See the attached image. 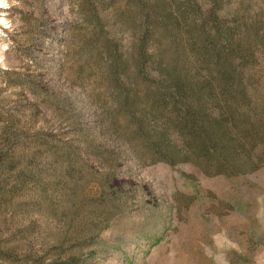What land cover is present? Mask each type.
I'll list each match as a JSON object with an SVG mask.
<instances>
[{"label": "rangeland", "instance_id": "374dc122", "mask_svg": "<svg viewBox=\"0 0 264 264\" xmlns=\"http://www.w3.org/2000/svg\"><path fill=\"white\" fill-rule=\"evenodd\" d=\"M7 2L0 264H264V163L228 125L206 154L189 115L234 108L229 29L264 115V0Z\"/></svg>", "mask_w": 264, "mask_h": 264}, {"label": "trees", "instance_id": "16d2710c", "mask_svg": "<svg viewBox=\"0 0 264 264\" xmlns=\"http://www.w3.org/2000/svg\"><path fill=\"white\" fill-rule=\"evenodd\" d=\"M255 31L258 41L264 45V22L256 24ZM217 37L218 41L223 43L224 50H229V52L227 56H224L223 50L215 52L217 64L213 75L219 82L226 79L225 82L229 86L228 94L233 101L231 104L234 108L228 114L226 110H219L217 112L219 116L214 120L208 115L206 119L202 111H196L197 116L195 117L189 113L193 126L197 127L194 128L197 132V140L206 154L210 155L209 152L213 151L218 157L219 149L213 140L224 141L227 135L228 139L233 141L228 129L225 130V134L220 131L223 126L228 125L238 144V150L246 156V159L251 162L255 161L257 164L264 163V115L260 111L262 97L260 92L252 87L257 76L253 73L256 68L252 64L255 55L251 49L246 51L244 50L246 48L235 44L231 29L224 32L219 30ZM174 95L170 93V97L173 98ZM179 110H182L180 106ZM184 118L188 123L189 119L186 116Z\"/></svg>", "mask_w": 264, "mask_h": 264}, {"label": "clouds", "instance_id": "9594fccd", "mask_svg": "<svg viewBox=\"0 0 264 264\" xmlns=\"http://www.w3.org/2000/svg\"><path fill=\"white\" fill-rule=\"evenodd\" d=\"M8 7L9 4L7 0H0V8H8ZM4 15H5L4 13H0V25H3L4 27H8L9 22L6 19H4Z\"/></svg>", "mask_w": 264, "mask_h": 264}]
</instances>
